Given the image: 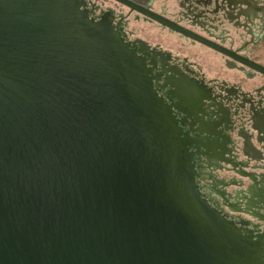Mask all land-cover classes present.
Segmentation results:
<instances>
[{
  "label": "water",
  "instance_id": "water-1",
  "mask_svg": "<svg viewBox=\"0 0 264 264\" xmlns=\"http://www.w3.org/2000/svg\"><path fill=\"white\" fill-rule=\"evenodd\" d=\"M86 17L0 0V264H264L201 197L143 60Z\"/></svg>",
  "mask_w": 264,
  "mask_h": 264
},
{
  "label": "flooded vegetation",
  "instance_id": "flooded-vegetation-1",
  "mask_svg": "<svg viewBox=\"0 0 264 264\" xmlns=\"http://www.w3.org/2000/svg\"><path fill=\"white\" fill-rule=\"evenodd\" d=\"M106 21L187 142L201 197L264 236V0H73Z\"/></svg>",
  "mask_w": 264,
  "mask_h": 264
}]
</instances>
